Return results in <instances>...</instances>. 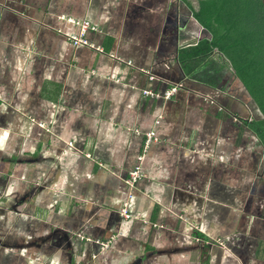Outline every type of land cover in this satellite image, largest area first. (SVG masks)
<instances>
[{"label": "crops", "instance_id": "0c3cea01", "mask_svg": "<svg viewBox=\"0 0 264 264\" xmlns=\"http://www.w3.org/2000/svg\"><path fill=\"white\" fill-rule=\"evenodd\" d=\"M204 37L182 0H0V264H264L254 115L177 59Z\"/></svg>", "mask_w": 264, "mask_h": 264}, {"label": "trees", "instance_id": "16d2710c", "mask_svg": "<svg viewBox=\"0 0 264 264\" xmlns=\"http://www.w3.org/2000/svg\"><path fill=\"white\" fill-rule=\"evenodd\" d=\"M182 2L208 37L181 48L178 61L192 81L217 87L221 67L210 61L221 54L230 65L258 113L249 122L250 130L264 145V14L261 0H198L195 9Z\"/></svg>", "mask_w": 264, "mask_h": 264}, {"label": "built area", "instance_id": "2783aa9c", "mask_svg": "<svg viewBox=\"0 0 264 264\" xmlns=\"http://www.w3.org/2000/svg\"><path fill=\"white\" fill-rule=\"evenodd\" d=\"M78 27H79V29L76 33H65L64 34L65 37L67 38V40H69L71 42V44L74 46L83 45V46H87V47L92 48V49H96V47L92 43H89L86 39L87 31L88 30H94L95 28L88 21H83V22L78 23ZM152 79H153V77L150 76V80H152ZM179 87L180 86H173L170 89H168L166 92H164L163 94L152 93L149 90H144L143 94L151 95V96L156 97V98H165L166 99V98H169L173 94V92ZM155 139L156 138H155V134L153 131H149L146 134L145 150H146L147 145ZM139 177H140V171H139V168L137 167L135 171L131 172L124 179V182L127 186L134 187ZM119 211H120V215H122L124 218L130 217V214L127 210V202L124 201L122 203V206H121Z\"/></svg>", "mask_w": 264, "mask_h": 264}, {"label": "rangeland", "instance_id": "374dc122", "mask_svg": "<svg viewBox=\"0 0 264 264\" xmlns=\"http://www.w3.org/2000/svg\"><path fill=\"white\" fill-rule=\"evenodd\" d=\"M193 3L195 4V1H193ZM195 6H196V4H195ZM5 7H10V5L5 4ZM185 13H187V12H185ZM194 37L196 38L197 36H194ZM210 61H212L215 64L216 68L221 67L220 82L224 84L226 89L228 91L235 93V95L238 98H241V99L245 98L246 99L247 106H249V109L251 110V113L248 114L247 116H250L252 114L255 116L256 112L254 111V109H252L254 107V104H253L252 100L249 99V97H246V93H245L244 89H242L241 83L240 82L236 83V80L233 79L235 77L233 76V72L230 69L229 63L226 62L225 59L223 57H221L219 54H214V56L210 57ZM13 159H14V157H13ZM8 169H9V171L14 170V168H12V167H9Z\"/></svg>", "mask_w": 264, "mask_h": 264}, {"label": "bare ground", "instance_id": "6f19581e", "mask_svg": "<svg viewBox=\"0 0 264 264\" xmlns=\"http://www.w3.org/2000/svg\"><path fill=\"white\" fill-rule=\"evenodd\" d=\"M148 146V145H147ZM147 148V147H146ZM144 150H145V145H144ZM146 151V150H145ZM137 168V167H136ZM136 168H134L133 170H131L130 172H128V175L131 173V172H133V171H135L136 170ZM139 168V167H138ZM140 170V169H139Z\"/></svg>", "mask_w": 264, "mask_h": 264}, {"label": "water", "instance_id": "95a60500", "mask_svg": "<svg viewBox=\"0 0 264 264\" xmlns=\"http://www.w3.org/2000/svg\"><path fill=\"white\" fill-rule=\"evenodd\" d=\"M262 8H263V14H264V0H261Z\"/></svg>", "mask_w": 264, "mask_h": 264}]
</instances>
